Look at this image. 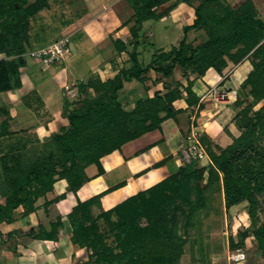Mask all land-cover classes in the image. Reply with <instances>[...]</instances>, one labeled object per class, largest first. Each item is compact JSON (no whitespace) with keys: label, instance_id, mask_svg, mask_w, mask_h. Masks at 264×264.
Wrapping results in <instances>:
<instances>
[{"label":"trees","instance_id":"obj_1","mask_svg":"<svg viewBox=\"0 0 264 264\" xmlns=\"http://www.w3.org/2000/svg\"><path fill=\"white\" fill-rule=\"evenodd\" d=\"M127 1L135 11L132 36L137 46L140 26L148 19L164 16L156 10L172 0ZM179 1L193 6L196 14L193 24L184 27L179 47L157 53L146 67H142L134 50L130 53L131 67L121 69L114 79L80 82L81 100L78 104L64 100L68 124L45 140L42 146L47 150L22 141L4 148L0 155V194L5 204L0 203V222L13 221L14 210L21 206L22 215L36 209L38 198L53 190L59 179H66L69 191L77 194L91 179L86 171L90 165H97L102 173L104 156L176 117L178 110L173 104L183 93L175 77L177 67L188 79L184 90L188 103L193 105L199 98L191 74L204 75L211 67L222 74L227 59L235 64L248 59L254 66L239 87L237 102L244 107L236 114L235 122L241 134L232 144L214 145L204 135L201 139L211 160L207 165L197 160L185 162L159 183L96 215L93 207L105 192L85 201L78 198L68 217L72 240L87 254L84 261L75 264H182L196 219L213 204L216 195L221 197L223 193L226 211L247 202L254 241L264 259V220L258 223L259 209L264 210V19L254 0H245L237 7L228 0ZM48 5L49 0H0V53L8 57L0 59V93L21 86L20 69L27 63L22 56L30 48L31 22ZM204 26L208 38L197 45L189 42L188 33ZM14 55L18 59L12 58ZM151 69L172 79L167 92L140 99L132 111H127L118 99V91L125 80L144 81ZM91 88L94 96L89 94ZM256 103L263 104L253 113ZM7 134L11 132L4 122L0 137ZM123 185L121 182L107 191ZM102 219L107 230L99 222ZM58 223L51 233L56 231L58 235ZM44 236L53 239L51 234ZM248 236L245 230L237 243L230 236L233 248H241Z\"/></svg>","mask_w":264,"mask_h":264},{"label":"crops","instance_id":"obj_2","mask_svg":"<svg viewBox=\"0 0 264 264\" xmlns=\"http://www.w3.org/2000/svg\"><path fill=\"white\" fill-rule=\"evenodd\" d=\"M77 1L63 0L66 6H71L70 11L77 12V19L73 22L74 30L77 32L73 52L66 60L49 65L54 66V69L48 68L56 79V88L63 96V100L68 98L64 89L65 84L71 85L76 96H79L80 82H88L91 78H98L104 82L114 79L121 69L130 68L132 65L130 53L134 50L142 67H146L155 58L154 55L163 50L169 51L157 48L156 43L149 41L154 38L160 44L163 39L170 41L173 37L170 31L180 32L181 28L193 24L196 18L194 7L181 1L170 11L164 12L170 7L166 6L167 8L160 12V9L172 0L157 8L156 12L164 13V16L148 19L140 26L138 45L135 46L132 36L135 11L127 0ZM49 6L51 4L47 7ZM147 23L150 25L148 28ZM156 28H161L159 35L155 32ZM32 35L31 30L30 38ZM37 43L35 41L31 48L41 46H37ZM152 49L154 52H151ZM227 62L229 66L222 74L211 67L204 75L197 73L190 75L194 81L193 90L199 98V102L193 105L188 103V94L184 90L188 85V79L177 67L175 77L181 83L180 89L183 93L173 104L175 110H178L176 117L165 120L160 128L149 131L126 143L120 150L104 156L101 159L104 169L102 173L97 165H90L86 171L91 179L77 194L69 191L66 179H59L53 190L38 198L36 209L22 215L24 208L21 206L14 210L13 221L0 222V264H75L84 261L87 258L86 250L72 240V225L68 217L78 198L85 201L105 192L99 203L93 207L96 215L159 183L186 162L182 150L188 145L186 137L194 127L201 131L202 136L206 135L214 145L226 147L232 144L241 134L235 116L244 107L237 102V98L239 87L246 78L245 73L248 72L246 68L248 64L247 62L233 64L230 59H227ZM37 67L39 65L32 59H27L26 65L20 69L21 86L2 93L5 98L1 99L0 103V125L6 122L11 134L0 137V155L6 146H15L21 141L27 143V146H42L46 139L59 131L60 127L68 124L63 112L64 104L57 105L59 95L55 91L48 92L49 89L44 82L40 84L46 88L44 92L48 90V95L40 97L41 105L39 106L36 100L35 103L27 101L24 103L22 115L20 114L19 106L16 105L22 95L31 93V89L25 90L24 86L26 83L32 85V78L40 75L41 68ZM31 68H36L35 72L31 71ZM26 70L29 72L27 75L24 74ZM170 81L172 79L162 77L151 69L144 81L125 80L123 87L118 91V99L127 111H132L140 99L151 98L156 92L160 94L167 92L166 86H169ZM225 87L227 89H223ZM211 90L228 93L229 98L216 101L209 95ZM40 91L43 92L41 88L38 92ZM94 93V89L91 88L89 94L94 96ZM164 114L165 112L161 113ZM163 160H165L163 164L154 167ZM210 162L208 159L201 164L207 165ZM121 182H124L123 186L107 191ZM204 183L205 181L203 185ZM63 194H66L65 197H60ZM220 198V204L225 209L223 193ZM0 203L5 204V198L1 194ZM58 221L60 228L57 235L56 231L52 233L51 231ZM47 234L53 235V239L44 236ZM188 244H191L190 241ZM186 250L184 255L187 254ZM216 261L212 258L211 263L215 264ZM246 261L245 259L239 264H252Z\"/></svg>","mask_w":264,"mask_h":264},{"label":"rangeland","instance_id":"obj_3","mask_svg":"<svg viewBox=\"0 0 264 264\" xmlns=\"http://www.w3.org/2000/svg\"><path fill=\"white\" fill-rule=\"evenodd\" d=\"M81 0H78L77 2H80ZM245 0H229V2L234 6L237 7L241 3H243ZM259 15L264 19V0H254ZM49 3L51 6L45 7L40 13L32 20V32L33 35L31 37V40L29 42V49L31 50L32 45L35 41L38 43L36 44L41 45L42 47L44 44L48 45L50 42H53L55 38H61L64 36H70L71 37V45L74 48L77 32L74 30V24L73 22L77 19V15L74 11H70L71 6H66L63 2V0H49ZM76 3V2H75ZM49 4V5H50ZM179 0H173L172 2L166 4L163 6L159 11L163 12V8H167L166 6H170L171 8H174L175 6H178ZM67 22V23H66ZM69 22V23H68ZM70 25L72 27H70ZM150 25L147 23L148 28ZM158 28V26H157ZM155 29V32L157 35H159V31H161V28ZM75 31L74 35L73 32ZM173 35L171 40H162L161 44L155 41V38L152 39L149 42H153L154 44H157V48H164L171 50L173 47H179L182 39L185 36L184 27L180 29V32L170 31ZM208 38V32L207 27H200L195 28L194 30H191L188 33V41L192 42L194 45H197L203 41H205ZM43 44V45H42ZM174 44V45H173ZM172 47V48H171ZM35 49V48H34ZM151 52H154V49L151 50ZM1 54V53H0ZM155 56V55H154ZM22 57H25L22 56ZM0 58H8L4 53L0 55ZM12 58L15 60L18 59L17 55H14ZM148 59V58H147ZM34 61L35 64H38L41 68V73L38 75V77L32 78V85L30 83H26L24 86L26 89H31L30 94L22 95L21 98H19V102L16 105L19 106L20 114L22 115L24 103L27 101H31L36 103L40 106L41 100L40 97L47 96L48 92L55 91L56 94L59 95V100L57 102V105L60 106L64 104L63 96L60 95V91L57 90V82L54 77V75L51 74V71L49 72L48 68L54 69V66H44L43 64ZM233 62V61H231ZM243 62H247L248 64V72L245 73V76L249 74V72L253 68V63L246 59ZM235 64V62H233ZM35 66V65H33ZM229 66V62H227L226 67ZM33 72L36 68H31ZM25 75L29 74V72L26 70L24 72ZM36 75V74H35ZM39 79V80H38ZM45 83L44 85L47 86L49 89L44 92V88L40 83ZM52 85V86H49ZM43 90V92H38L39 90ZM50 88L52 90H50ZM230 88V86L228 87ZM46 89V88H45ZM227 89V87L223 88ZM221 89V90H223ZM48 91V92H47ZM15 90L13 91V93ZM81 95L79 96L75 95L72 97H68L70 102L73 104H78L81 100ZM4 94L0 93V103L1 99H4ZM250 102V100H248ZM263 103H256L254 107V112H257ZM262 144H264V141H261ZM42 151L47 150L45 149V146H42ZM40 150V151H41ZM217 151L219 149L217 148ZM264 196L261 197L263 199ZM220 195H216L215 199L213 201L212 207H208L205 211L201 213V215L196 219V226L193 227L190 230V243L186 247V255H184L181 259L182 264H212V258L216 259L215 264H239L237 262H230L228 259L229 254L231 253H237V252H244L246 254V260L248 262H251L252 264H262L264 262V259L262 257L261 251L257 247V243L254 241V236L252 234V219L250 217V213L248 212V204L247 202L241 203L239 205L234 206L230 211H226V209H223V207L220 204ZM264 207V205H263ZM258 217L260 223L264 220V210L261 208L258 212ZM184 219L181 220V224L184 223ZM102 228L107 230L108 225L105 220L99 221ZM182 228V226H181ZM245 230L249 231L248 238L243 241L241 244V248H233L231 242H230V236H233L234 240L237 241L241 240L242 232ZM182 232V230H181ZM229 236V240H228ZM242 242V241H241ZM217 253H220V255H214ZM85 255V254H84ZM246 261V262H247Z\"/></svg>","mask_w":264,"mask_h":264},{"label":"built area","instance_id":"obj_4","mask_svg":"<svg viewBox=\"0 0 264 264\" xmlns=\"http://www.w3.org/2000/svg\"><path fill=\"white\" fill-rule=\"evenodd\" d=\"M72 52H73V48L71 45V37L64 36L56 39L55 41L51 42L48 45H44L42 47H38L35 49L32 48L25 54V57L27 59L35 60L43 64L44 66H49L57 62H62L66 60L69 56H71ZM64 89L66 95L69 98L76 95L75 90L74 88H72L71 85L65 84ZM209 95L212 96L216 101H224L229 98L228 93L221 91L219 92L217 90H211L209 92ZM201 138H202V133L197 127H194L187 134L186 139L188 145L185 146L182 150V154L186 162L190 163L194 160L202 162L210 159L208 150L206 146L203 144ZM228 259L230 262L241 263L243 260L246 259V254L244 252H237V253L233 252L229 254Z\"/></svg>","mask_w":264,"mask_h":264}]
</instances>
